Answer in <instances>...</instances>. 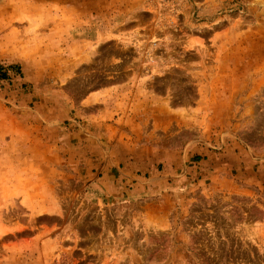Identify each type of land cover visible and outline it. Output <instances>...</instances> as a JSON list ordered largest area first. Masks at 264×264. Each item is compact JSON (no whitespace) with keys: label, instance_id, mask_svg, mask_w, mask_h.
<instances>
[{"label":"rangeland","instance_id":"1","mask_svg":"<svg viewBox=\"0 0 264 264\" xmlns=\"http://www.w3.org/2000/svg\"><path fill=\"white\" fill-rule=\"evenodd\" d=\"M119 1L0 0V264H264V0Z\"/></svg>","mask_w":264,"mask_h":264},{"label":"built area","instance_id":"2","mask_svg":"<svg viewBox=\"0 0 264 264\" xmlns=\"http://www.w3.org/2000/svg\"><path fill=\"white\" fill-rule=\"evenodd\" d=\"M148 3L152 7L150 12L154 26L170 35L171 39L185 37L188 34L185 28L189 24L208 21L206 8H219V11L229 14L234 10L241 13L245 7L244 0H148ZM171 52L180 53L175 47H171Z\"/></svg>","mask_w":264,"mask_h":264},{"label":"crops","instance_id":"3","mask_svg":"<svg viewBox=\"0 0 264 264\" xmlns=\"http://www.w3.org/2000/svg\"><path fill=\"white\" fill-rule=\"evenodd\" d=\"M140 3L139 0H121L119 1L117 4H118V10L116 12H114V14H108L107 10L105 11L104 8H105V5L103 7V10L100 12L103 16H104V19L108 18L109 15L113 18L116 16L120 17L121 18V21L122 23H119L120 25H124L126 24L127 27H128V31L130 32V30H135L136 27H138V21L136 19L133 18L134 16V13H135V9L138 7V4ZM132 6V21L129 20V14H128V9H130V7ZM119 19V18H118ZM117 21L118 20H113V23H116L117 24ZM107 31V30H106ZM114 36H110L108 37L107 39H104V40H116L117 38H115V36H119V33L116 32V30L114 31ZM107 35L106 32H104V36ZM116 85H122L121 83L119 84H115L114 86ZM94 94H90L89 96L92 98V99H95V95H99L100 91H96V92H93ZM88 96V98H89ZM103 152H106V151H102V159L100 161H94V163H111L110 161L106 160L105 157H104V153ZM92 162V159L87 161V163H91ZM106 176V177H105ZM111 175L110 174H105L104 175V178L107 179V177H110ZM105 182V180L103 181Z\"/></svg>","mask_w":264,"mask_h":264},{"label":"bare ground","instance_id":"4","mask_svg":"<svg viewBox=\"0 0 264 264\" xmlns=\"http://www.w3.org/2000/svg\"><path fill=\"white\" fill-rule=\"evenodd\" d=\"M167 53H173V52H171V49H170L169 51H167Z\"/></svg>","mask_w":264,"mask_h":264},{"label":"trees","instance_id":"5","mask_svg":"<svg viewBox=\"0 0 264 264\" xmlns=\"http://www.w3.org/2000/svg\"><path fill=\"white\" fill-rule=\"evenodd\" d=\"M4 75L3 76H7V73H3Z\"/></svg>","mask_w":264,"mask_h":264}]
</instances>
